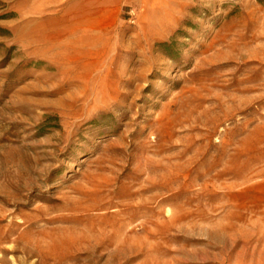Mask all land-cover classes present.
<instances>
[{"label":"rangeland","instance_id":"obj_1","mask_svg":"<svg viewBox=\"0 0 264 264\" xmlns=\"http://www.w3.org/2000/svg\"><path fill=\"white\" fill-rule=\"evenodd\" d=\"M0 0V264H264V0Z\"/></svg>","mask_w":264,"mask_h":264},{"label":"crops","instance_id":"obj_2","mask_svg":"<svg viewBox=\"0 0 264 264\" xmlns=\"http://www.w3.org/2000/svg\"><path fill=\"white\" fill-rule=\"evenodd\" d=\"M52 2H55V4L57 5V6H59L60 4H62L63 2H65V0H51ZM108 0H104L103 1V3L104 4H108Z\"/></svg>","mask_w":264,"mask_h":264}]
</instances>
